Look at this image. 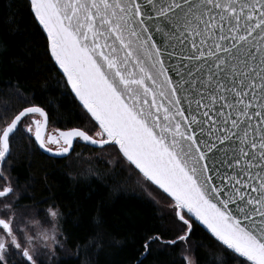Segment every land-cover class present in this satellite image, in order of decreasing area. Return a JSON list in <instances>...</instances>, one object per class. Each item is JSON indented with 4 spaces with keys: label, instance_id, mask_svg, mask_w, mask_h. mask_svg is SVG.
I'll return each instance as SVG.
<instances>
[{
    "label": "snow or ice",
    "instance_id": "snow-or-ice-1",
    "mask_svg": "<svg viewBox=\"0 0 264 264\" xmlns=\"http://www.w3.org/2000/svg\"><path fill=\"white\" fill-rule=\"evenodd\" d=\"M29 3L91 127L49 133L48 113L27 101L0 125V264H51L42 257L64 247L47 233L41 247L11 199L3 165L21 130L54 155L76 140L111 149L141 189L166 194L178 230L146 237L143 255L188 245L198 222L220 264H264V0Z\"/></svg>",
    "mask_w": 264,
    "mask_h": 264
},
{
    "label": "trees",
    "instance_id": "trees-1",
    "mask_svg": "<svg viewBox=\"0 0 264 264\" xmlns=\"http://www.w3.org/2000/svg\"><path fill=\"white\" fill-rule=\"evenodd\" d=\"M25 101L43 107L56 130L91 127L70 88L64 87L29 0H0V125ZM11 149L3 174L20 194L19 205L42 210L52 206L61 213L67 252L60 253L54 264H184L187 246L196 264H220L214 238L197 223L188 245L157 243L143 255L146 237L163 234L171 239L178 229L171 214L141 187L121 190L122 180H137L134 173L120 179L116 175L78 178L70 171L71 155L65 159L44 155L22 130ZM93 239L115 243L105 245L103 251H86L84 246Z\"/></svg>",
    "mask_w": 264,
    "mask_h": 264
},
{
    "label": "rangeland",
    "instance_id": "rangeland-1",
    "mask_svg": "<svg viewBox=\"0 0 264 264\" xmlns=\"http://www.w3.org/2000/svg\"><path fill=\"white\" fill-rule=\"evenodd\" d=\"M23 131V130H22ZM56 129L53 128L51 125L48 128L49 133L55 132ZM24 132V131H23ZM91 146L78 141L76 143V147L74 152L71 154L70 157V171L74 173V176L80 177H95V178H102L103 176H119L117 177H127L129 175L130 170L127 168L126 165H118L116 163V156L112 152L111 149H101L96 148L92 149ZM79 148V149H78ZM88 149V150H87ZM119 171L123 172L126 176H120L118 173ZM120 187L121 190L125 189H136L140 188V185L137 183V180L130 181L125 180L121 181ZM125 188V189H124ZM120 190V189H119ZM144 192L148 193L151 198L156 202V204L164 209L166 213L170 214L171 209L168 205V201L163 198V196L157 192H149L146 189H142ZM126 191V190H125ZM20 194L16 190L15 193L12 195L11 199L16 200L19 199ZM56 211L57 216L52 217L50 211ZM19 212L23 215L25 221L29 222V227L35 233V237L37 239V243L43 246L45 241L43 240V234L47 233L48 235H56L59 240L64 243V247L62 250L58 251L56 254L55 260H52L51 257L45 256L42 257L47 261H50L51 264H54L61 256L60 253H66L65 247V239L61 230V213L54 207H48L47 209H39L37 206H30V207H22L19 205ZM50 244V241L48 242ZM186 248H189L188 246ZM190 255L194 264H196L193 254L190 251L184 250L183 256Z\"/></svg>",
    "mask_w": 264,
    "mask_h": 264
},
{
    "label": "water",
    "instance_id": "water-1",
    "mask_svg": "<svg viewBox=\"0 0 264 264\" xmlns=\"http://www.w3.org/2000/svg\"><path fill=\"white\" fill-rule=\"evenodd\" d=\"M40 26V25H39ZM41 28H42V26H40ZM46 34V33H45ZM53 61H54V59H53ZM54 63H55V61H54ZM56 65V64H55ZM57 66V68L59 69V66L58 65H56ZM59 71L61 72V74H62V70H60L59 69ZM71 91V90H70ZM72 93V92H71ZM73 94V96H74V93H72ZM75 98V97H74ZM76 99V98H75ZM76 101L79 103V101L76 99ZM90 115V114H89ZM49 125H50V121L48 122V128H49ZM78 141H80V140H76V141H74V145H73V150L69 153V154H66V155H54L53 153H50V152H46V151H44L43 149H41V148H39V146H38V144H36L37 145V147L39 148V150L44 154V155H46V156H48V157H51V158H53V159H65V158H67V157H69L73 152H74V149H75V147H76V143L78 142ZM82 143H84V144H86V145H89V146H91V147H93V148H100L99 146H95V145H91V144H88V143H86V142H83V141H81ZM164 195H166V194H164ZM197 224L200 226V227H202L210 236H211V234L207 231V229L203 226V225H201V224H199L198 222H197Z\"/></svg>",
    "mask_w": 264,
    "mask_h": 264
}]
</instances>
